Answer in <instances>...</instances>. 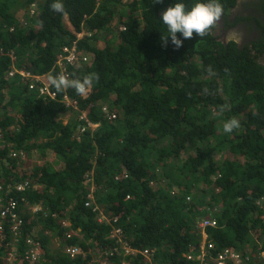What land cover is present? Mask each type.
Instances as JSON below:
<instances>
[{
    "label": "trees",
    "instance_id": "obj_1",
    "mask_svg": "<svg viewBox=\"0 0 264 264\" xmlns=\"http://www.w3.org/2000/svg\"><path fill=\"white\" fill-rule=\"evenodd\" d=\"M36 1L0 0V197L16 203L24 234L42 248L39 263L88 264L89 246L104 264H197L186 256L198 253L202 217L218 224L205 232L217 250H255L254 236L264 249L260 51L252 54V43L224 45L213 28L203 38L177 33L179 49L170 37L162 43L167 27L161 14L169 6L181 2L190 10L207 0H62L67 15L50 9L55 0H43L36 18L24 13L19 22L16 12ZM235 2L219 0L222 18ZM64 16L75 33L86 35L77 55L90 60L62 72L55 60L74 39L62 26ZM13 67L70 79L98 73L99 81L84 96L49 85L58 99L75 102L73 108L28 92L24 82L7 77ZM104 105L114 120L101 113ZM223 105L228 108L215 116ZM233 117L241 127L226 134L222 122ZM91 124L98 126L91 131ZM187 148L193 154L180 162ZM33 156L52 162L29 167ZM26 182L27 189L16 191ZM91 186L96 204L117 220L121 239H105L113 229L98 225V213L86 207ZM32 206L39 211L31 218ZM51 239L60 243L54 251ZM22 244L18 254L29 250ZM76 245L88 253L85 259H68L64 249Z\"/></svg>",
    "mask_w": 264,
    "mask_h": 264
},
{
    "label": "clouds",
    "instance_id": "obj_2",
    "mask_svg": "<svg viewBox=\"0 0 264 264\" xmlns=\"http://www.w3.org/2000/svg\"><path fill=\"white\" fill-rule=\"evenodd\" d=\"M161 2H162V0H155V3H161ZM42 3H43V0H37L36 2L31 3L30 6L28 7V9L26 8L25 10L21 11L22 15L19 18V20H20L19 22H21L23 20L24 13L28 14L29 18H31V19L36 18L39 14L38 5L42 4ZM50 9L56 13H60L62 15H67V11L65 9V6H64L62 0H55V2L50 4ZM223 14H224V8H223V5L221 3H219V0H207L206 3L198 2L190 10L186 9V5L184 3H181V2L174 3L173 5L169 6L161 14V21L167 27V35L164 37H161V41L164 45H167V43H168L167 37H170L171 38V44L176 49H179L182 46V40L177 37V33H179L183 37V39H192L194 34L199 38H203V37L207 36L209 31L213 28L211 31L212 36H214L217 40H219L221 43L226 45L227 43L232 42V41L225 42V41L221 40L222 28L220 25V21H221V19H224V18H222ZM228 14H229V12L227 13V15ZM62 19L64 20L62 22V26L65 29H67V31L69 30L72 33V35L74 36V39L72 41H70V43H69L70 45H64L62 47V48L67 47L69 49H74V51H75L76 59L72 65H68V66H71V67L79 66L80 65V63H78L79 61L84 62V64L88 63V61H86V59L89 58L88 55H86L85 57H80L77 55L78 43L80 41H82L86 35L83 33H80V32L75 33L74 30L71 28L70 23L68 22L66 16L62 17ZM41 26H42V22H41ZM239 34H240L239 32H236V35L233 37H229L227 34L226 36H224V38L236 40ZM62 48H61L60 55L62 54ZM11 57H12V55H11ZM58 58H59V56H58ZM58 58L55 60L54 65H56L58 68H60V70L63 72L64 67L67 65H64L63 68L60 67L59 64L57 63ZM14 70L16 71V73L13 76L9 77V75H8L9 72H13ZM207 71L209 72L210 75L214 74L213 70L211 69V66H209ZM20 72L23 74H27L28 76H22L19 74ZM7 77L8 78L15 77V78H18L20 80V82H24L23 86L27 89L28 92L36 91L37 98H39V97L42 98V96H47L46 98H50L51 100L56 99V100L64 103V105H66V106L70 105L72 107H75V102H71L66 97V95H64L61 99H58L57 94L55 92L50 91L49 85L51 87H54L57 93L65 92L67 89L71 88V89H74L78 95L84 96L90 91L93 84L95 82L99 81V74L98 73H89L88 75H85L82 79H79V78L70 79V76H68L67 73L66 74L53 75L50 72L49 74H44V75L38 76V75L33 74L32 71H30V70L27 71L24 69H16L15 67H13L12 70L8 71ZM35 77H44L46 81L45 82L35 81L34 80ZM30 86H33V87L30 89ZM42 87H46L49 91V94H41L39 89ZM204 91L207 92V89H205ZM2 93L5 95V91H3ZM51 94H54V96L51 97ZM6 101H7V97L5 96V101H3V102L5 103ZM227 108H228L227 105L221 106L217 115L222 114ZM101 113L104 116H106L109 120H114L116 118V115L111 114L105 105L101 107ZM90 126L92 128L91 129V131H92V130L96 129L98 125L97 124H91ZM240 127H241V125H240L239 120L236 119L235 117H233V118L227 120L226 122H224L223 131L226 134H231L234 130L239 129ZM78 128H80V127H78ZM29 185H30V183L26 182V186L29 187ZM0 186L3 189V184L0 183ZM37 186L38 185L32 184L31 189L36 190ZM2 189L0 191H2ZM25 189H27V187H25ZM94 189H95L94 187L93 188L91 187L88 190L90 192V195H88L89 199L86 200V207L91 208V206H92L91 210L95 213L96 212L98 213V216L95 219L96 222L99 221V223H97L98 225H106L107 227L113 229L110 232L109 236L107 234L105 239H112V238H110V236L112 234H114L116 237L119 236V233H115L118 230L120 232V228H118V226H117V220L111 219L110 213L109 212L105 213L104 208L99 206L98 204H96V202L92 196ZM126 199H129V197L127 196ZM260 201H264V198H261ZM263 207H264V205H263ZM38 211H39V208L37 206H32V207L28 208V211H27L28 213L27 212L26 213L29 214L32 218V215ZM18 214H19V212H18ZM19 216L23 220V223H24L23 227H22L21 236L18 237L17 240L13 242V238H12L11 234L9 233L8 229L5 228L6 231L4 232L3 240L0 241V260H4L9 253L15 252L17 255H19V257L15 261V264H22L20 257L22 256L23 253L22 254L17 253V251L20 249V240H23V244H22V246H23V245H25V241L27 238L31 239V237H34L32 234H27V235L24 234L25 222H24V219L22 218V214H19ZM202 218H204V217H202ZM65 220L67 222H69L68 216H66ZM197 223H196V227L198 230H200L198 228ZM4 224L6 225V227L8 226V223L6 221ZM115 224H116V226H115ZM217 227H218V224H217ZM213 229H215V228H213ZM200 237H201L200 243L196 248V251L198 253L192 257L199 256L201 250L203 248H205L207 244L211 243L214 246L213 241H210L207 238L204 239V236H203V233L201 230H200ZM80 240H83L82 237H80V239L78 241H80ZM258 242L261 244L259 239H258ZM254 245L256 246L255 250L253 248L251 249V247H249V245H247L245 247V248H247L245 251L237 250L234 247H225V248L217 250V248L215 246L211 253L213 255H215L216 253H218L224 249H231L235 252L242 254L240 264H264V253H263V256L261 255L262 254L261 252H264V249H262V245L258 246L255 241H254ZM75 247H77L79 249V251H80L79 255H81V258L85 259L83 256L86 253L77 245ZM40 248H41V246H40ZM66 248H69V247H66ZM66 248L64 249V251L66 250ZM41 252H42V248H41ZM96 252H97L96 250H95V252L94 251L90 252L91 259L88 261V264H94L95 262L98 264L101 255L97 256ZM186 257H188V256H186ZM68 259L72 260L69 258V256H68ZM242 260H243V262H242ZM196 262H198L197 264H201L199 261H196ZM209 263H203V264H209ZM36 264H40V263L37 262ZM226 264H234V263L229 262Z\"/></svg>",
    "mask_w": 264,
    "mask_h": 264
},
{
    "label": "built area",
    "instance_id": "obj_3",
    "mask_svg": "<svg viewBox=\"0 0 264 264\" xmlns=\"http://www.w3.org/2000/svg\"><path fill=\"white\" fill-rule=\"evenodd\" d=\"M75 51L74 49H69L67 47L62 48V54L59 56L57 63L60 67L63 68L64 65H72L75 61ZM85 60V59H84ZM16 73L14 70L13 72H9V77L13 76ZM20 75L24 76L23 73H19ZM27 75V74H26ZM28 76V75H27ZM33 86H30V89ZM41 94H49V91L46 87H42L39 89ZM54 94H51V97H53ZM11 187V186H10ZM26 187V183L24 186H16V191H22ZM2 187L0 186V190ZM189 201V199L187 198ZM35 211V210H34ZM5 221L8 223V226L4 224ZM23 220L20 218L18 212H17V206L16 203L12 200H9L8 202H4V200L0 197V241L3 240L4 232L6 231L5 228L8 229L9 233L11 234L13 238V242L17 240L18 237L21 236L22 227H23ZM198 228L202 231L204 239L207 238V234L205 233L208 228H216L217 223L214 220H209L206 218H201L198 223ZM119 233V230L117 231ZM254 236V235H253ZM255 242L258 246L261 244L258 242V239L254 236ZM37 242L27 238L25 241L26 247L29 248V250L22 254L20 257V260L22 264H36L39 262L40 258V251L41 248L38 244L36 246ZM214 249L213 245L207 244L205 248H203L197 257L188 256V260L192 261H199L201 264L203 263H209V264H226V263H234V264H240L241 263V257L242 254L235 252L231 249H224L215 255H213L211 252ZM65 253L69 256L70 259H75L77 255H79L80 251L77 247L72 246L69 248H66ZM126 254H132V253H139L145 258H148L149 251L148 250H135V249H127ZM262 256L264 252H261ZM19 257L15 252L9 253L6 258L4 259L5 264H15L16 259ZM246 259V258H245ZM243 262V260H242ZM99 264H104L102 262H99ZM125 264V263H123Z\"/></svg>",
    "mask_w": 264,
    "mask_h": 264
},
{
    "label": "flooded vegetation",
    "instance_id": "obj_4",
    "mask_svg": "<svg viewBox=\"0 0 264 264\" xmlns=\"http://www.w3.org/2000/svg\"><path fill=\"white\" fill-rule=\"evenodd\" d=\"M237 19L245 21L236 22ZM260 23L259 27L257 24ZM222 28L221 40L225 42L233 41L238 47H243L248 43L254 45L252 54L258 49L257 63L264 67V0H236L235 5L230 9L229 14L221 19ZM236 40L224 38L236 35Z\"/></svg>",
    "mask_w": 264,
    "mask_h": 264
},
{
    "label": "rangeland",
    "instance_id": "obj_5",
    "mask_svg": "<svg viewBox=\"0 0 264 264\" xmlns=\"http://www.w3.org/2000/svg\"><path fill=\"white\" fill-rule=\"evenodd\" d=\"M22 15V12H21V10L20 11H17L16 12V18L18 19V21H20L19 20V18H20V16ZM64 20L62 19V22H63ZM90 60V57L89 58H87L86 59V61H89ZM85 61V62H86ZM84 63V62H83ZM24 76H27L26 74H23ZM34 80L35 81H38V82H45L46 80H45V78L44 77H35L34 78ZM48 84V83H47ZM245 111H247L248 109H247V107L244 109ZM246 112H243V119H242V117L240 118V120H246V114H245ZM215 116H217V114L215 115ZM65 117V116H64ZM59 119V118H58ZM57 119V120H58ZM67 120V115H66V118L65 119H63V122L64 121H66ZM222 124H224V122H222ZM189 154H193V151L192 150H190L189 148H187V149H185L181 154H180V162H181V159H183V160H185L187 157H188V155ZM226 155H230V154H226ZM45 162H47V163H51L52 162V158L49 156V157H47L46 159H44V160H42V159H39V158H37V157H32L31 159H30V161H28V164H30V166L29 167H33V166H35V165H38V164H43V163H45ZM179 164V163H178ZM55 169H57V168H59V166H56V167H54ZM115 233H117V231L115 232ZM119 235H120V232H119ZM109 236V235H108ZM116 236L114 235V234H112L111 236H110V238H115ZM118 238L119 239H121V236H118Z\"/></svg>",
    "mask_w": 264,
    "mask_h": 264
},
{
    "label": "crops",
    "instance_id": "obj_6",
    "mask_svg": "<svg viewBox=\"0 0 264 264\" xmlns=\"http://www.w3.org/2000/svg\"><path fill=\"white\" fill-rule=\"evenodd\" d=\"M91 187L93 188V186H91ZM63 214H64V212H63ZM97 223H99V221H98ZM80 241H82V240H80ZM59 245H60L59 240L51 239V249H52V251H54L55 249H57V248L59 247ZM92 249H94V247L91 248V247L87 246L86 250L89 251V255H90V252L93 251ZM94 250H95V249H94ZM96 251H98V249H96ZM85 253H86V252H85ZM86 255H87V253L84 254L83 257L85 258ZM89 257H90V256H89ZM89 260H90V259H89ZM146 261H147V264H152L150 260H146Z\"/></svg>",
    "mask_w": 264,
    "mask_h": 264
},
{
    "label": "bare ground",
    "instance_id": "obj_7",
    "mask_svg": "<svg viewBox=\"0 0 264 264\" xmlns=\"http://www.w3.org/2000/svg\"><path fill=\"white\" fill-rule=\"evenodd\" d=\"M69 107V106H68ZM73 108H75V107H73ZM71 109V108H70ZM74 110V109H73ZM78 111V110H77ZM82 112V111H81ZM86 119V118H85Z\"/></svg>",
    "mask_w": 264,
    "mask_h": 264
}]
</instances>
